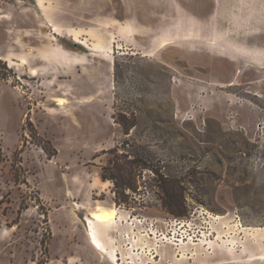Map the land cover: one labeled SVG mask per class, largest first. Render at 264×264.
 <instances>
[{
  "label": "rangeland",
  "instance_id": "1",
  "mask_svg": "<svg viewBox=\"0 0 264 264\" xmlns=\"http://www.w3.org/2000/svg\"><path fill=\"white\" fill-rule=\"evenodd\" d=\"M0 264H264V0H0Z\"/></svg>",
  "mask_w": 264,
  "mask_h": 264
},
{
  "label": "trees",
  "instance_id": "2",
  "mask_svg": "<svg viewBox=\"0 0 264 264\" xmlns=\"http://www.w3.org/2000/svg\"><path fill=\"white\" fill-rule=\"evenodd\" d=\"M133 162H127L126 165L127 167H116L113 163V161L110 163L109 167L104 169V173H103V180H108V181H112L114 183V186L116 189L119 188H124L123 189V194L126 191H131L134 192L137 188L134 186V180H133V171L134 168L132 167ZM115 171H117L115 173ZM164 189V194L167 195L166 197V205H167V200H172L174 197V193L173 190H166L165 187H163ZM117 194V193H116ZM167 208L172 210L174 207L172 205H167ZM182 212L177 213V217H186L187 215V208L185 206L182 207Z\"/></svg>",
  "mask_w": 264,
  "mask_h": 264
},
{
  "label": "bare ground",
  "instance_id": "3",
  "mask_svg": "<svg viewBox=\"0 0 264 264\" xmlns=\"http://www.w3.org/2000/svg\"><path fill=\"white\" fill-rule=\"evenodd\" d=\"M115 213H101V214H97L95 215V217L93 218V220H89V236L92 240V245L93 247L100 253L105 254L106 253V249L104 247V245L99 241L98 239V233L96 231V226L97 224H106L111 222L112 220L115 219Z\"/></svg>",
  "mask_w": 264,
  "mask_h": 264
},
{
  "label": "crops",
  "instance_id": "4",
  "mask_svg": "<svg viewBox=\"0 0 264 264\" xmlns=\"http://www.w3.org/2000/svg\"><path fill=\"white\" fill-rule=\"evenodd\" d=\"M100 241V240H99Z\"/></svg>",
  "mask_w": 264,
  "mask_h": 264
}]
</instances>
